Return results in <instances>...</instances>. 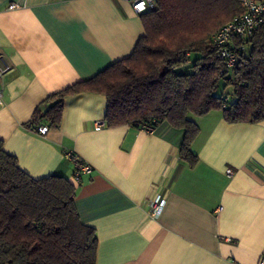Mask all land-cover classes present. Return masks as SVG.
<instances>
[{
	"label": "crops",
	"instance_id": "crops-1",
	"mask_svg": "<svg viewBox=\"0 0 264 264\" xmlns=\"http://www.w3.org/2000/svg\"><path fill=\"white\" fill-rule=\"evenodd\" d=\"M144 33L125 0H0V57L10 65L0 77L4 149L36 179L74 182L69 150L90 165L75 205L96 230V264H258L264 121L231 124L221 110L198 118L194 166L179 157L183 130L165 121L152 134L110 126L101 93L68 96L47 135L27 127L50 95L129 56ZM158 197L164 209L153 217Z\"/></svg>",
	"mask_w": 264,
	"mask_h": 264
},
{
	"label": "trees",
	"instance_id": "trees-1",
	"mask_svg": "<svg viewBox=\"0 0 264 264\" xmlns=\"http://www.w3.org/2000/svg\"><path fill=\"white\" fill-rule=\"evenodd\" d=\"M243 12L242 0H156L139 14L145 33L129 56L50 95L27 127L58 129L68 96L101 93L110 126L183 130L179 157L194 166L198 118L221 110L231 124L264 121V24L235 40L245 51L232 68L213 42ZM76 192L64 175L30 176L0 139V264H96V230L81 222Z\"/></svg>",
	"mask_w": 264,
	"mask_h": 264
},
{
	"label": "built area",
	"instance_id": "built-area-1",
	"mask_svg": "<svg viewBox=\"0 0 264 264\" xmlns=\"http://www.w3.org/2000/svg\"><path fill=\"white\" fill-rule=\"evenodd\" d=\"M131 4L132 12L139 15L147 9L155 6L156 0H125ZM244 12L222 25L213 35V42L219 48L221 56L227 67L232 68L236 65L239 56L245 51L243 45L235 44L238 38H247L264 24V0H242ZM16 5H10L14 8ZM10 69V65L4 58L0 57V77ZM4 104L3 91L0 86V105ZM98 126H102L101 123ZM37 132L41 135H47L50 131L47 124H40ZM142 132L154 133L156 127L152 125H144L140 127ZM67 160L74 166L73 180L74 184H79L81 176L91 171L90 165L85 163L83 159L74 150L65 153ZM164 209V200L156 198L152 202V216L158 217ZM258 264H264V251L260 255Z\"/></svg>",
	"mask_w": 264,
	"mask_h": 264
}]
</instances>
